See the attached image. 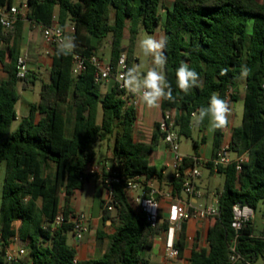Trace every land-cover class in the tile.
Instances as JSON below:
<instances>
[{
  "label": "trees",
  "instance_id": "obj_1",
  "mask_svg": "<svg viewBox=\"0 0 264 264\" xmlns=\"http://www.w3.org/2000/svg\"><path fill=\"white\" fill-rule=\"evenodd\" d=\"M12 1L0 0V7L10 8ZM25 7V16H19L11 30L0 26V67L7 73L0 83V165L4 164L1 241L8 244L16 237L27 249L31 264H150L148 253L154 239L166 230L167 222L159 213L163 220L156 228H150L143 213L130 203L123 184L113 185L117 224L107 236L100 258L76 261L75 250L67 242L72 225L53 228V221L59 210L65 215L70 213L68 198L93 177L85 169L95 159V145L103 140H113L114 161L110 167L119 177H160V172L148 163L150 153L163 137L159 124H155L148 143L135 141L132 95L115 85L102 95L89 64L76 77L71 76L70 70L73 55L86 59L97 55V44L106 37L110 40L109 62L115 70L123 50L126 21L130 20L131 42L140 30L152 34L163 21L168 38L165 72L174 100H163L160 108L162 113L175 110L181 137H191L192 114L208 105L213 92L223 99L230 92L232 99L234 89L244 87L242 119L232 129L231 151L236 156L246 154L248 160L240 165V171L235 163L217 168L224 179L222 190L216 194L219 215L208 222V249L193 250L189 264H230L229 248L235 238L240 264L264 259V226L259 235L254 234L251 221L245 222L240 231L231 227L235 204L253 211L261 204L264 218V0H174L164 18L159 13L160 0H28ZM56 8L58 24L64 28L70 23L77 46L68 55L53 49L49 82L41 84L39 101L30 105L28 115L12 130L18 84L26 86L33 81L28 74L23 80L16 77L23 22L48 27ZM181 62L197 71L201 79L199 86L187 94L176 85L175 71ZM126 64L127 70L128 56ZM242 66L250 69L243 85L238 79ZM221 69H227V74L221 75ZM221 138L220 129L215 130V152ZM190 164L185 157L183 167ZM206 167L213 169L210 164ZM172 184L174 194L183 199L181 180L173 179ZM101 212L103 220H112L113 212L107 210L104 201ZM103 237L97 233L98 241ZM175 247L181 258L185 248L184 224ZM0 264H7L1 252Z\"/></svg>",
  "mask_w": 264,
  "mask_h": 264
},
{
  "label": "crops",
  "instance_id": "obj_2",
  "mask_svg": "<svg viewBox=\"0 0 264 264\" xmlns=\"http://www.w3.org/2000/svg\"><path fill=\"white\" fill-rule=\"evenodd\" d=\"M25 0H13L12 1V7H17L19 10V13L22 18L25 16L27 9L24 5ZM174 0H160V9L159 13L162 15V18H164V15L168 10L171 9L172 4ZM112 14V13H111ZM57 16H58V9L56 8L54 11V20L57 22ZM66 32V34H72V27L70 23H66L65 27L63 28ZM125 39L123 41V50L122 52H125L126 55L129 58V64L130 59L135 60V62H138L139 64V58L135 57L134 51H132V56L130 57V49L124 45V42L129 41V29H130V20L126 21V28H125ZM42 27L32 24L31 22L24 20L23 27H22V35L21 39L19 41V55H26L28 62V75L34 80L37 75H43L45 74L46 77L44 78L42 83L49 82V73L51 68V56L53 53V49L49 47L42 37ZM158 32H163L164 34V27H163V21H161L160 26L155 30L154 33L149 35L158 34ZM143 30H140L137 34L135 40L133 41L134 46L136 42L139 40V36H142L145 34ZM148 34V33H146ZM165 35V34H164ZM93 44H96L95 41H93ZM110 40L109 37H106L103 39L99 44H97L98 52L97 56L101 57L100 54L104 51L105 47L107 46L109 48ZM147 60V59H146ZM150 66V61L147 60V68ZM131 67V65H130ZM7 78V73L2 70L0 67V83L4 81ZM243 83V80H241V85ZM20 84V83H19ZM18 84V87H19ZM114 86L113 81H109L105 84L101 85V94L110 91L112 87ZM17 87V90H18ZM41 88V86H40ZM20 92L18 90L19 98L23 96L24 100L27 98V92L29 90V85L27 83L26 86L22 83V85L19 87ZM40 93V89H39ZM233 97L230 99V108H231V114L229 116V125L232 119L233 111L235 108V103H242L244 99V87L241 86L239 88L234 89L233 91ZM18 98V101H19ZM22 98V99H23ZM17 101V103H18ZM39 101H32L30 98H27L24 102L27 104L28 112L29 107L31 104H36ZM15 105V111L16 106ZM136 110V121H135V129H134V138L135 141L138 142H144L148 143L151 140V137L154 132L155 124H158L161 117H162V111L161 108L157 109H149L145 104L139 101L138 105L135 107ZM27 112V115H28ZM26 115V116H27ZM26 116H22L21 119H19L16 115L15 121H18V125L20 121L25 118ZM192 123H193V116H192ZM17 125V126H18ZM231 130L235 128L233 125H230ZM196 131L198 133V139L197 141L192 142V147L194 154L193 155H185L181 154L183 157H192V156H198L202 159L209 160L211 159L215 151L213 149V137H214V131L209 130V122L206 119L202 124L196 126L193 124V131ZM100 145L105 144L106 145V160L107 163H103L100 165H97L96 160L94 159L91 164L94 166H98L99 168H104L106 166L110 167V160H112V146H113V140H103L99 142ZM194 144L197 145V148H194ZM96 157V156H95ZM236 155L232 154V158H235ZM173 160V156L171 152L165 147L162 140L160 141L159 145L155 148V150L150 153L148 157V163L150 166L154 167L160 172V177H153L152 183L154 188L157 190L158 195L156 196V200L159 204V213L161 214L162 218L166 219L167 217V210L169 204L172 202V200H169L164 197V194L167 192L172 191L173 199L180 200L184 202L185 204H188L191 202L192 206L188 207L187 209L191 212L194 210H201L203 207L204 202L201 201H195L193 199H180L178 198L174 192H173V170L171 167V163ZM201 169H206L208 171L207 178H203L202 171H201V177L196 181V186L199 190H201L205 195L215 194L214 192H210V179L213 178L216 174V170L210 169L206 166L201 167ZM204 188V189H203ZM183 193H181L182 195ZM107 197V191L101 182L100 175L98 173L93 174V177L89 180L85 181L82 185V187L72 193V195L68 198L67 201V208L70 213L77 214V213H83L86 215L88 220V231L84 235L83 239L76 243L72 234V246L75 250V260L76 261H86V260H95L101 257L106 245H107V236L112 234L114 232V228L116 226V220L114 218V214L112 216V220H103L102 218V212H101V203L105 200ZM65 206V196H61V203L60 207L63 208ZM209 221L198 215L195 218H191L187 222H185V248L182 254L181 258L177 259H168L165 255V249H164V242H165V234L164 231H162L153 242L152 246V253L148 256L150 264H189V258L191 255V252L193 250L199 251L201 249H208L206 236H207V229H208V223ZM16 223L13 225V227H16ZM264 226V223H263ZM263 230V229H262ZM103 234V239L101 241L97 240V233ZM261 233V232H260ZM259 233V234H260ZM255 234V233H254ZM256 235V234H255ZM13 239V238H12ZM12 239L8 244H10V248L12 250H15L17 246L22 247L24 244L18 240L17 244L12 242ZM68 242V241H67ZM1 249V247H0ZM154 250V251H153ZM23 262V261H22ZM25 264H31L29 259ZM238 264V263H237Z\"/></svg>",
  "mask_w": 264,
  "mask_h": 264
},
{
  "label": "built area",
  "instance_id": "obj_3",
  "mask_svg": "<svg viewBox=\"0 0 264 264\" xmlns=\"http://www.w3.org/2000/svg\"><path fill=\"white\" fill-rule=\"evenodd\" d=\"M19 15L20 13L17 7H0V26L6 31L11 30L17 22ZM50 30L51 33L54 34H50ZM41 33L44 42L52 49L58 48V43L61 37L63 35H67L65 30L58 24V22L55 21H53L48 27H42ZM126 59V53L121 52L119 58L116 61V69L113 70L109 61H105L97 55H91L86 59L75 54L73 55L70 73L72 77H76L80 75L85 70L86 65L89 64L94 69L93 78L96 84L102 85L109 81H113L114 85L117 86L119 90H123L126 94H130L124 88L123 82L118 79L122 73L126 72ZM27 62L28 59L26 55H19L17 57V79H25L28 73ZM22 68H26V74L23 76L19 74ZM131 95L130 101L132 105L136 107L140 100L133 94ZM225 99L230 103V92L226 93ZM158 124L159 131L163 135L162 142L173 156L171 163L173 179L181 180V191L183 194L188 195V199L204 202L201 210H194L190 212L187 209L188 207L192 206L189 200L188 204H185L180 200L173 199L172 191L164 194L165 198L172 200L168 206L167 217L166 219L163 218L167 222V228L164 230L165 255L168 259H177L178 250L175 247V244L182 225L191 218H195L198 215L206 218L208 221L211 218L217 217L219 215L217 195H205L196 186V181L201 177V167L210 164L214 170H217L218 167H227L228 165L235 163L236 170L240 171V165L245 163L248 158L246 154L232 158V130L228 123L226 127L220 129L222 135L221 143L211 159L205 160L195 155L188 157L191 161V164L187 167H183V160L185 157L179 153V144L182 137L179 134L178 126L175 122V110H169L162 113V117ZM85 173H98L100 175L101 182L107 191V197L105 198L104 202L107 204L108 211H114L113 185L123 184L130 203L141 213H143L146 223L150 228H156L158 223L163 220L159 217V204L156 200L158 192L153 186L152 179H148L145 175H136L133 178L119 177L117 173L111 169V167L106 166L104 168H99L98 166H94L91 163L87 165ZM146 190L148 191L147 195L145 193ZM130 193L135 195L130 196ZM232 214L233 220L231 227L235 231H240L245 222L252 220L254 211L247 206L235 204L232 208ZM68 223L72 225V233L75 242H80L88 231V220L86 215L83 213H68L65 215L62 210H59L54 218L53 228H57ZM12 242L17 244L18 239L14 237ZM0 243L1 257L5 263L11 264L22 261L26 254L24 247L17 246L15 250H12L9 247L10 244H4L2 241ZM233 247L236 249V238L231 242L229 251L230 264H237L241 258L236 252L233 253L231 251ZM233 256H237V259L233 260Z\"/></svg>",
  "mask_w": 264,
  "mask_h": 264
},
{
  "label": "clouds",
  "instance_id": "obj_4",
  "mask_svg": "<svg viewBox=\"0 0 264 264\" xmlns=\"http://www.w3.org/2000/svg\"><path fill=\"white\" fill-rule=\"evenodd\" d=\"M50 34L54 33L50 30ZM137 43L142 55L150 61V66L144 71L143 65H134L122 73L118 79L123 82L124 88L130 94L136 96L149 109H157L163 100H174L173 89L165 72L167 57L164 50L168 38L163 32L154 35L145 34ZM76 46L74 35H63L58 43V53L68 55ZM249 73L250 69L242 66L238 79H246ZM19 74L25 75L26 68H22ZM226 74L227 69H221V75ZM175 76L177 87L185 94L201 83L200 74L184 62H181L176 69ZM230 114L229 102L221 98L219 93L213 92L208 105L193 113V124L198 126L207 119L209 130L215 131L228 125ZM231 251L235 253L236 249L233 247ZM232 259L236 260L237 256H233Z\"/></svg>",
  "mask_w": 264,
  "mask_h": 264
},
{
  "label": "rangeland",
  "instance_id": "obj_5",
  "mask_svg": "<svg viewBox=\"0 0 264 264\" xmlns=\"http://www.w3.org/2000/svg\"><path fill=\"white\" fill-rule=\"evenodd\" d=\"M145 34H143L142 36H139V39H141ZM124 45L131 50L130 54H129L130 57L132 56V51H134L133 55L135 57L139 58V64H138V62H135V60L130 59L131 67H133L134 65H143V70L146 71L147 60L142 55V53L138 47V43L136 42V44L134 46H132L133 42H131L129 40V41L124 42ZM100 56L103 60L109 61L110 50L107 46L105 47L104 51L100 54ZM27 69H28V65H27ZM45 77H46L45 74L37 75L36 78L32 81V84L28 83L29 90L26 94L27 98H30L32 101H36L39 99V89H40V86H41ZM29 79L31 80L32 78L30 77ZM21 85H22V83L19 84V87ZM19 87H18V90L20 92ZM22 98H23V96H21L19 98V101H18L17 106H16V115L19 119H21L22 116H26L27 112H28L27 104L24 102L25 100H27V98H25V100H24V98L23 99ZM242 112H243V104L236 102L235 108L233 111V115H232L233 117L231 119L230 125H233L234 127H237L240 125L241 119H242ZM17 125H18V121L17 122L14 121L11 129L14 130L17 127ZM197 139H198V133L195 130L192 132L191 137L189 139L182 137L180 140V144H179V153L185 154V155H193L194 151H193V147H192V142L193 141L196 142ZM95 152H96L95 160L97 162V165L107 163V160H106L107 150H106L105 144L100 145L99 143H97L95 145ZM201 171H202L203 178H207L208 177L207 176L208 171L206 169H201ZM3 181H4V164H1L0 165V195H1V190H2V186H3ZM223 183H224L223 176L220 174H216L213 178L210 179V189H211L210 192H214L215 194H217L219 191L222 190ZM134 195L135 194L130 193V196H134ZM200 203H201V201H200ZM113 214H114V212H113ZM263 223H264L263 207L261 204H259L257 206L256 210L254 211V216L251 220V224L253 226V230H254V233L256 235H259V233L262 231ZM67 241H68L69 245L72 244V234L71 233L67 234ZM22 247L25 248L24 245ZM25 251H26V254H25L24 258L22 259V261L24 263H26L28 260V258H27L28 252H27L26 248H25ZM151 253H152V251L150 250L148 253V256ZM238 264H240V262H238ZM254 264H264V259L258 258L254 262Z\"/></svg>",
  "mask_w": 264,
  "mask_h": 264
},
{
  "label": "water",
  "instance_id": "obj_6",
  "mask_svg": "<svg viewBox=\"0 0 264 264\" xmlns=\"http://www.w3.org/2000/svg\"><path fill=\"white\" fill-rule=\"evenodd\" d=\"M27 3H28V0H25V1H24V5L26 6ZM113 161H114V160H110V163H112ZM182 196H183V198H185V199H188V198H189L187 194H182ZM142 255L144 256V253H143Z\"/></svg>",
  "mask_w": 264,
  "mask_h": 264
}]
</instances>
